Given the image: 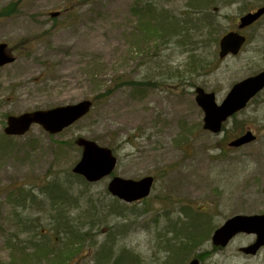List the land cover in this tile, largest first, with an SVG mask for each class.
Returning <instances> with one entry per match:
<instances>
[{"label":"rangeland","instance_id":"rangeland-1","mask_svg":"<svg viewBox=\"0 0 264 264\" xmlns=\"http://www.w3.org/2000/svg\"><path fill=\"white\" fill-rule=\"evenodd\" d=\"M190 1L0 0V15L8 11L0 16V42L17 58L0 68V264H116L96 260L110 235L116 255L132 253L133 264H162L158 237L171 235L176 220L186 221L187 207L207 210L211 234L235 215L264 214V92L236 123H227V135L203 129L195 100L200 86L221 103L236 82L264 70V18L244 31L248 43L238 56L220 59L216 42L264 0L217 1L213 28L196 38L193 53L157 43L154 20L134 13L149 3L179 13ZM97 97L92 114L61 134L38 125L21 137L4 132L10 115ZM247 130L258 139L229 149ZM78 136L116 150L115 175L153 176L151 196L125 204L109 194L110 178L81 182L72 173L81 157ZM52 182L66 191L69 219L89 229L93 240L54 230L46 192ZM27 221L33 230L23 228ZM251 239L238 237L201 264H264V249L249 259L239 255ZM212 248L209 241L197 253Z\"/></svg>","mask_w":264,"mask_h":264},{"label":"water","instance_id":"water-1","mask_svg":"<svg viewBox=\"0 0 264 264\" xmlns=\"http://www.w3.org/2000/svg\"><path fill=\"white\" fill-rule=\"evenodd\" d=\"M54 13L53 16H58ZM264 16V6L249 12L239 18L238 30L225 34L219 42V57L225 59L237 56L244 47L247 37L241 32ZM16 60L8 51L6 43H0V68L14 63ZM264 90V70L254 76L247 77L234 84L224 100L219 104L214 92H206L203 88L196 89V103L204 112L203 128L219 134L223 125L235 114L244 110L250 101ZM93 108L91 100L58 106L45 110H35L20 115H10L4 130L8 136H24L34 125H39L47 133L56 135L86 117ZM257 140L256 135L248 130L239 138L233 140L230 148H241ZM76 144L82 148L80 161L73 168V173L80 175L89 183H97L110 177L117 166L118 159L112 149L99 145L97 142L80 137ZM154 177L146 176L140 179H127L115 176L108 184V191L116 198L134 203L150 196ZM239 234L256 235V241L242 252L255 256L264 247V214L236 215L228 219L212 236L216 247H227ZM189 264H200L198 259Z\"/></svg>","mask_w":264,"mask_h":264},{"label":"trees","instance_id":"trees-1","mask_svg":"<svg viewBox=\"0 0 264 264\" xmlns=\"http://www.w3.org/2000/svg\"><path fill=\"white\" fill-rule=\"evenodd\" d=\"M217 1L219 0H191L190 4L187 5L188 8L185 11L179 13L159 7L156 5L157 3H149L134 7V13L143 20L147 19L146 17L154 20L155 29L153 38L157 40V43L163 46H170L174 51L181 50L182 52H188L187 50L189 48L191 53H193L197 45L196 38L199 40V38L201 39V37H205V32L209 31L210 33L211 28H213L214 22L211 20V7ZM225 1L226 0H223V2ZM238 1L239 0H231V2ZM231 2H227V4H230ZM7 12L8 11L3 12V15L0 16L2 18L6 17L5 14ZM258 24L259 23L256 25ZM218 41L219 39L216 40L217 43ZM178 52L181 53L180 51ZM192 58L196 59V56L192 55ZM192 63L194 64L197 62H190V64ZM201 67L202 65H200V68ZM120 79L121 78H119V80ZM119 84L122 85V83ZM134 85L138 86L141 84L135 82ZM107 94L108 93H104L101 96H107ZM99 98L100 97H97L93 100L94 109L98 105L97 100ZM255 100L256 98L252 102ZM236 118L237 115L233 117V121H235V123L237 122ZM223 131L226 132V135L230 132L226 129V126L224 127ZM113 150L116 151L115 149ZM80 179L81 182L88 184L82 177H80ZM46 192L49 195L47 199L51 200L53 208L52 211L54 212L51 217L54 221V230L59 232L61 235H69L70 237L78 239L82 242H85L86 240H93V235L88 231L89 229L85 230L77 223H73L76 221V219H69L68 212L66 211V191L63 189V187L58 182H52L49 184ZM119 211L121 212V210ZM122 214L125 215L123 212ZM185 214L188 215L191 223L185 225L180 224L182 221L178 223L176 220L174 224L176 227L172 228V230H174L172 231L171 235L164 233L161 235V237H158L159 245L162 242L161 249L166 255L162 264H185L193 258H199L200 260H203L209 258L212 255V252H214L208 251L197 253L198 250L211 239L212 229L210 230L209 228V226H211V217L208 212L199 211L189 207ZM113 215L114 214L110 213V216ZM31 224L33 225L32 221H27L24 223L23 228L26 230H33L32 227H34V225L32 226ZM104 241L105 242L101 244V249L96 253V260L99 262L101 260L108 262L114 260L116 264H122L125 262L126 264L136 263L137 257L132 253L130 254L129 252H120L118 255L114 253L115 239L112 235H110ZM43 245L44 247L49 245V239H46ZM92 246L95 248L94 244H92Z\"/></svg>","mask_w":264,"mask_h":264},{"label":"flooded vegetation","instance_id":"flooded-vegetation-1","mask_svg":"<svg viewBox=\"0 0 264 264\" xmlns=\"http://www.w3.org/2000/svg\"><path fill=\"white\" fill-rule=\"evenodd\" d=\"M201 210H204V209H201ZM185 216H186V221L185 222H182V223H180V224H185V225H187L188 223H191V221L190 222H188V215L187 214H185ZM241 236H245V237H251L252 239H251V242L250 243H248L247 245H250V244H252V243H254L255 242V240H256V236L255 235H246V234H240V235H238L236 238H238V237H241ZM235 238V239H236ZM247 245H244V246H247ZM242 247L243 246H241L240 248H239V255H241V256H243L245 259H249V258H252V257H256V256H251V255H247V254H245V253H243L242 252ZM216 250H214V249H212L211 251H223L224 249H222V248H215ZM226 249V248H225ZM264 249V248H263ZM262 249V250H263ZM261 250V251H262ZM200 264H201V262H200Z\"/></svg>","mask_w":264,"mask_h":264}]
</instances>
